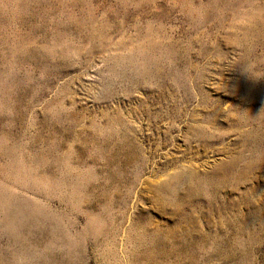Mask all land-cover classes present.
I'll return each mask as SVG.
<instances>
[{
	"label": "rangeland",
	"instance_id": "rangeland-1",
	"mask_svg": "<svg viewBox=\"0 0 264 264\" xmlns=\"http://www.w3.org/2000/svg\"><path fill=\"white\" fill-rule=\"evenodd\" d=\"M0 264H264V0H0Z\"/></svg>",
	"mask_w": 264,
	"mask_h": 264
}]
</instances>
